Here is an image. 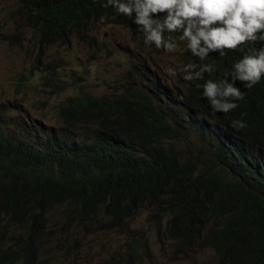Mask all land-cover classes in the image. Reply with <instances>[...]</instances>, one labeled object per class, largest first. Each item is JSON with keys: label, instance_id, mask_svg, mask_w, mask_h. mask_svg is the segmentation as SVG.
Returning a JSON list of instances; mask_svg holds the SVG:
<instances>
[{"label": "trees", "instance_id": "16d2710c", "mask_svg": "<svg viewBox=\"0 0 264 264\" xmlns=\"http://www.w3.org/2000/svg\"><path fill=\"white\" fill-rule=\"evenodd\" d=\"M20 4L40 46L68 42L74 27L81 32L89 19L104 13L102 0ZM115 17L132 31L137 28L132 18ZM251 45L264 48V42H248L223 57L212 53L208 63L214 71L189 81L193 86L186 94L164 85L141 64L133 69L139 81L118 94L85 92L62 101L56 127L10 121L0 109L2 237L12 238L14 229L32 242L44 237L57 207L66 228L125 230L140 209L153 206L178 249L210 248L217 264H264V152L248 148L264 141V79L246 93L253 102L238 100L236 109L216 116L200 88L209 77L229 74ZM56 72L33 77L59 93L65 87ZM237 120L246 127L234 128ZM184 132L198 133L212 154L211 170L182 158L176 140ZM235 136L239 146L229 142ZM25 254L32 264V250ZM140 258L135 241L126 264Z\"/></svg>", "mask_w": 264, "mask_h": 264}, {"label": "rangeland", "instance_id": "374dc122", "mask_svg": "<svg viewBox=\"0 0 264 264\" xmlns=\"http://www.w3.org/2000/svg\"><path fill=\"white\" fill-rule=\"evenodd\" d=\"M20 6L18 0H0V33L4 35L0 36V109L9 113L10 121L59 126L57 107L62 101L85 92L115 95L124 87H132L134 80L139 81L129 72L136 63L145 64L167 84L179 83L178 73L170 75L169 69L186 60L183 45L174 52L149 47L130 30L92 18L88 29L78 32L74 27L65 44L40 46L36 33L26 26ZM83 32L87 33L85 39ZM93 37L96 44L90 40ZM52 70L57 71L56 78L65 87L62 92L33 77L48 76ZM183 135L176 140L182 158L211 170L212 154L198 133ZM61 210L57 207L52 211L48 234L33 242L15 229L12 238L0 234V264H27L28 249L34 257L32 264H126L135 241L140 244L141 258L134 264H217L210 248L178 249L165 230L166 219L158 222L153 206L140 209L125 230L66 228Z\"/></svg>", "mask_w": 264, "mask_h": 264}, {"label": "clouds", "instance_id": "9594fccd", "mask_svg": "<svg viewBox=\"0 0 264 264\" xmlns=\"http://www.w3.org/2000/svg\"><path fill=\"white\" fill-rule=\"evenodd\" d=\"M102 5V17L92 18L130 30L146 46L154 45L157 49L174 52L178 45H183L186 60L179 61L176 70L169 69L170 75L178 73L180 80L177 85L167 84L160 76L152 74L164 85L174 91H185V94L193 86L189 81L202 79L204 73L214 71L208 63L212 53L223 57L248 42H264V0H102ZM115 13L132 18L137 28L132 31L117 23ZM87 23L86 29L90 27ZM253 46L235 63L229 74H216L200 86L203 101L211 106L212 115L236 109L238 100L253 102L246 93L264 79V48ZM197 59L200 61L196 62ZM134 66L130 74H134ZM242 83L246 88L241 90L239 85ZM206 118L213 126L214 120L209 116ZM232 126L246 127L243 120L233 121ZM239 136L229 142L239 146ZM248 148L260 154L262 149L264 152V141L251 143Z\"/></svg>", "mask_w": 264, "mask_h": 264}]
</instances>
